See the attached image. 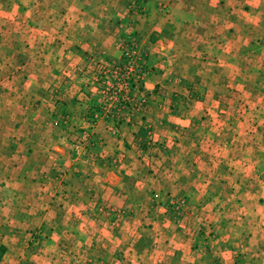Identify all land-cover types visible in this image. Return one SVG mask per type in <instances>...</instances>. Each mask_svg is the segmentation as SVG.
I'll list each match as a JSON object with an SVG mask.
<instances>
[{
    "label": "crops",
    "instance_id": "0c3cea01",
    "mask_svg": "<svg viewBox=\"0 0 264 264\" xmlns=\"http://www.w3.org/2000/svg\"><path fill=\"white\" fill-rule=\"evenodd\" d=\"M130 1L0 0V264H264V0H148L142 123L71 151Z\"/></svg>",
    "mask_w": 264,
    "mask_h": 264
},
{
    "label": "built area",
    "instance_id": "2783aa9c",
    "mask_svg": "<svg viewBox=\"0 0 264 264\" xmlns=\"http://www.w3.org/2000/svg\"><path fill=\"white\" fill-rule=\"evenodd\" d=\"M147 1L131 0L126 6L123 31L116 35V48L120 54V62L117 65H111L101 56H96L95 67L100 85L98 89L102 99L87 114V130L80 133L71 145V151L75 154L88 151L91 130L98 120H101L104 128L114 135L117 133V125L122 121L133 126H139L142 123L148 104L144 93V82L153 74L154 68L148 61L145 49L140 45V31L135 22H139L146 16ZM144 131L143 141L147 146L151 140L147 130L144 129ZM115 214L111 220L112 227L117 226L119 220L128 215L124 210Z\"/></svg>",
    "mask_w": 264,
    "mask_h": 264
},
{
    "label": "rangeland",
    "instance_id": "374dc122",
    "mask_svg": "<svg viewBox=\"0 0 264 264\" xmlns=\"http://www.w3.org/2000/svg\"><path fill=\"white\" fill-rule=\"evenodd\" d=\"M144 18H146V16L144 17ZM143 19H140L139 20V22L137 21V22H135V25H136V27H137V29H138V27H139V25H140V23L141 24H143L144 22L142 21ZM135 21V20H134ZM139 31H140V29H138ZM141 34V33H140ZM38 230H35V231H33V233H31V235H30V240H28L27 241V243H26V249H28L29 251H31L29 248H31V245H33V244H36L37 243V235H38ZM2 243H4V242H2ZM14 248V250H15V247H13ZM33 249V248H32ZM0 262H1V260H0ZM12 264H16V261L14 260L13 262H12ZM18 264H20V263H18Z\"/></svg>",
    "mask_w": 264,
    "mask_h": 264
},
{
    "label": "trees",
    "instance_id": "16d2710c",
    "mask_svg": "<svg viewBox=\"0 0 264 264\" xmlns=\"http://www.w3.org/2000/svg\"><path fill=\"white\" fill-rule=\"evenodd\" d=\"M147 2H148V1H147ZM147 2H146V3H147ZM146 3H145V7H146ZM138 131H140V133H141V140H142V141H141V147L144 148V147H146V146H145V143H144V141H143L145 131H144L143 128H141V129L139 128ZM89 142L91 143V138H90ZM90 143H89V144H90ZM170 206H172V205H170ZM170 206H169V207H170ZM4 251H5L4 247H3V246H0V259H1L2 255H3Z\"/></svg>",
    "mask_w": 264,
    "mask_h": 264
}]
</instances>
